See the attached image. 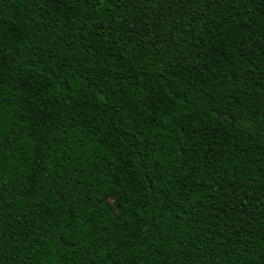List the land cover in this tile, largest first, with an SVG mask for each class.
<instances>
[{
    "label": "trees",
    "instance_id": "16d2710c",
    "mask_svg": "<svg viewBox=\"0 0 264 264\" xmlns=\"http://www.w3.org/2000/svg\"><path fill=\"white\" fill-rule=\"evenodd\" d=\"M0 264H264V0H0Z\"/></svg>",
    "mask_w": 264,
    "mask_h": 264
}]
</instances>
